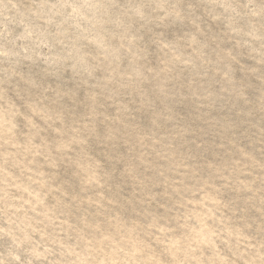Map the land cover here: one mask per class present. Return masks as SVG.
<instances>
[{"label": "clouds", "instance_id": "1", "mask_svg": "<svg viewBox=\"0 0 264 264\" xmlns=\"http://www.w3.org/2000/svg\"><path fill=\"white\" fill-rule=\"evenodd\" d=\"M0 264H264V0H0Z\"/></svg>", "mask_w": 264, "mask_h": 264}]
</instances>
